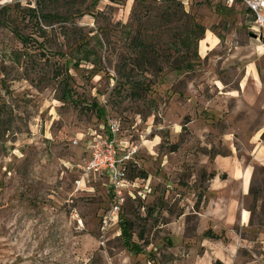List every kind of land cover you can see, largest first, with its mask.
<instances>
[{
    "label": "rangeland",
    "instance_id": "rangeland-1",
    "mask_svg": "<svg viewBox=\"0 0 264 264\" xmlns=\"http://www.w3.org/2000/svg\"><path fill=\"white\" fill-rule=\"evenodd\" d=\"M213 1L0 0V264H200L217 245L195 234L194 194L211 182L202 172L223 175L214 159L230 150L252 167L244 205L263 223L264 165L243 140H223L229 127L199 108L200 85L229 67L210 63L221 48L198 57L193 24L259 43L234 14L217 18ZM110 119L137 146L130 181L144 173L139 183L151 187L120 213L138 249L123 246L118 222L101 229L107 180L82 169L85 134ZM249 248L262 253L238 243L239 260Z\"/></svg>",
    "mask_w": 264,
    "mask_h": 264
},
{
    "label": "crops",
    "instance_id": "crops-1",
    "mask_svg": "<svg viewBox=\"0 0 264 264\" xmlns=\"http://www.w3.org/2000/svg\"><path fill=\"white\" fill-rule=\"evenodd\" d=\"M228 1L230 2L228 3ZM213 3L216 4L215 9L219 14H216L217 18L221 19L220 17H224V14L228 12L234 14V21L239 22L240 25H243V21H245L250 34L257 37L250 29L253 16L240 0H214ZM243 7L245 13H242ZM208 34L209 37L204 42L203 49L200 50V41L205 39ZM222 35L206 28L198 43L197 53L200 59H205L221 48L220 54L210 57V63L214 61V63L223 65V68L229 67L228 72L218 71L219 73H216L215 71V74L207 76L206 82L209 84L200 85L199 108H208L210 111L204 112L202 118L205 120H211L214 117L216 120L221 118L220 122L229 127L222 133V139L225 141L243 140L247 144L249 157L264 165V69H261L257 64L259 61L264 62V55L261 54L264 47V43L260 39L262 36L257 37L259 43L249 40L241 43L237 38H233V33L226 35L222 33ZM101 126V134H105L104 124ZM92 132L95 130L85 134L84 140L89 138ZM123 141L130 142L129 140ZM135 157L129 163V168L135 167ZM214 163L216 170L222 172L224 176L218 177L215 174L210 179V184L204 188L206 191L203 190L200 204L197 207L193 204V213L197 219L195 234L203 235L205 233L203 243L217 245V248L215 250L205 249L198 256L197 263L202 264L208 259L212 262V259H216L223 264L231 262L233 264H264V221L263 223L254 221L251 210L244 205V198L250 196L252 187V167L248 163H243L237 152L235 155L232 150L226 157L218 155L214 159ZM143 180L145 179L141 177L139 181L143 182ZM139 181L137 177L134 183L140 184ZM229 181H234L237 184H224ZM141 190L142 188L133 189L136 194ZM179 214L178 221L185 219L188 215L186 211ZM183 221L182 231L184 232L185 220ZM222 232H224V237L219 239ZM233 240H236V244ZM238 243L244 246L246 244L247 247L256 245L262 253L258 255L249 248L251 257L239 260L238 253L235 254ZM226 246H231L232 252H226V248H224Z\"/></svg>",
    "mask_w": 264,
    "mask_h": 264
},
{
    "label": "built area",
    "instance_id": "built-area-1",
    "mask_svg": "<svg viewBox=\"0 0 264 264\" xmlns=\"http://www.w3.org/2000/svg\"><path fill=\"white\" fill-rule=\"evenodd\" d=\"M240 2L253 16L250 28L252 33L257 37L263 36L264 0H240ZM103 129L106 130L105 134L92 132L83 142L87 156L82 169L87 175H99L107 180L111 202L103 215L101 229L105 230L119 221L121 209L128 197L144 198L151 192V188L148 183L143 186L135 184L128 177L129 163L137 154V146L120 140L119 122L114 119L107 120ZM72 143L76 145L78 140L74 139ZM134 188H142V190L136 194L133 191Z\"/></svg>",
    "mask_w": 264,
    "mask_h": 264
},
{
    "label": "trees",
    "instance_id": "trees-1",
    "mask_svg": "<svg viewBox=\"0 0 264 264\" xmlns=\"http://www.w3.org/2000/svg\"><path fill=\"white\" fill-rule=\"evenodd\" d=\"M110 1L113 2L114 0H110ZM163 1L169 3V2H176L178 0H163ZM30 10L32 12H35V10L33 8L30 9ZM192 29L198 30V35L194 39V46L197 47V42L203 37L204 32H205V28L203 26H201L200 24L194 23ZM21 38L22 37H20V39ZM220 39H221V37H220ZM261 41H262V43H264V35L261 37ZM183 44H185V41L183 42ZM194 49L196 50V48H194ZM85 59H87V58H82V60H85ZM140 176L142 178H144L145 174L144 173H140ZM214 176H215V173H210L208 175V177H206L204 172H202V174L200 176V181H201V179H207V180L211 179ZM223 176H224V174H223ZM198 187L200 188V190H198V192H196V194H195V203H194L195 207H197L200 204V202L202 201V197H203L204 188H203L202 184H198ZM250 193H251V190H250ZM161 207H163V206H161V204H160V208ZM149 211H150V208H148V213H149ZM178 215H180V214H178ZM118 223H119V227H120V230H121L120 238L122 240L123 246L126 249H128V248L138 249V244H136V242L132 241L131 224L128 221H125L122 217L119 218ZM138 239L139 240H143V232L139 233ZM213 264H223V263L220 260H216Z\"/></svg>",
    "mask_w": 264,
    "mask_h": 264
},
{
    "label": "water",
    "instance_id": "water-1",
    "mask_svg": "<svg viewBox=\"0 0 264 264\" xmlns=\"http://www.w3.org/2000/svg\"><path fill=\"white\" fill-rule=\"evenodd\" d=\"M260 39H261V37H260Z\"/></svg>",
    "mask_w": 264,
    "mask_h": 264
}]
</instances>
